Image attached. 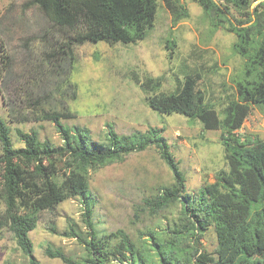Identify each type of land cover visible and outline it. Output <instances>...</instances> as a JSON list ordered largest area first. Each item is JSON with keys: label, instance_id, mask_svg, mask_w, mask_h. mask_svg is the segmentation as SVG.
<instances>
[{"label": "trees", "instance_id": "16d2710c", "mask_svg": "<svg viewBox=\"0 0 264 264\" xmlns=\"http://www.w3.org/2000/svg\"><path fill=\"white\" fill-rule=\"evenodd\" d=\"M163 1L173 27L190 19L184 0ZM191 1L202 8L212 35L223 30L235 36L231 50L243 66L232 80V94L219 103L220 107L206 102L197 91L203 78L199 72L179 80L170 94L160 92L161 77L142 81L134 75L133 79L151 110L179 114L192 122L200 121L206 130L221 131L226 168L216 174L214 183L193 195L158 128L137 130L130 136L110 129L103 145L93 139L89 129L63 124L73 117L65 106L63 111L43 116L56 125L61 145L41 139L36 131L18 129L21 146L16 147L10 126L0 117V195L6 205L5 222L28 264H41L33 256L29 237L38 226L37 213L54 210L70 199L81 202L88 231L83 237L70 226L64 235L83 244L87 254L76 263L63 249L48 245L46 256L64 264H264V140L241 132L254 107L264 110V0ZM31 6L37 7L54 28L66 32L57 52L61 55L57 66L66 77L76 63L77 47L144 41L154 29L158 11L157 0H32ZM168 47L174 50V46ZM5 65L7 69L8 62ZM65 78L62 81L73 90L74 98L75 86ZM149 148L157 150L171 170L173 182L138 205L135 217L139 221L140 213L147 211L151 217L159 216L179 202L177 219L161 230L140 232L137 240L123 230L100 235L93 224L91 172ZM211 229L217 241L213 253L201 242Z\"/></svg>", "mask_w": 264, "mask_h": 264}, {"label": "rangeland", "instance_id": "374dc122", "mask_svg": "<svg viewBox=\"0 0 264 264\" xmlns=\"http://www.w3.org/2000/svg\"><path fill=\"white\" fill-rule=\"evenodd\" d=\"M31 1L0 0V117L10 126L16 147L21 146L16 135L18 129L26 133L36 131L41 139L61 145L56 125L43 120V116L68 106L73 117L63 120V124L89 129L93 139L103 145L110 129L125 136L149 127L161 130L187 177L190 194L195 195L206 184L215 182L216 174L226 168L221 131L206 130L200 121L192 122L179 114L165 115L151 110L133 78L137 75L143 81L147 77H161L160 92L170 94L179 80L199 72L203 78L197 91L206 102L220 107L219 103L232 94V80L243 66V61L231 50L235 42L233 34L220 30L212 35L202 8L191 0H184L190 19L173 27L164 1L157 0L154 29L144 41L79 46L75 49L76 63L66 77L57 66L61 61L57 52L66 32L54 28L37 7L31 6ZM169 45L174 46L173 51ZM64 78L75 86L74 98L73 90L63 83ZM241 132L264 140V110L254 107ZM172 182V172L155 148L91 172L95 228L100 235L123 230L133 240L138 239L140 232L166 228L177 219L179 202L159 216L151 217L148 211L140 213L139 221L135 211L146 198ZM5 213L6 205L0 195V264H28L7 229ZM83 214L78 199L37 213L38 226L29 234L33 256L41 264H64L46 256V247L52 245L63 249L73 262L83 260L87 254L85 246L64 235L73 226L86 237L88 227ZM201 242L209 253L215 251L213 229Z\"/></svg>", "mask_w": 264, "mask_h": 264}]
</instances>
